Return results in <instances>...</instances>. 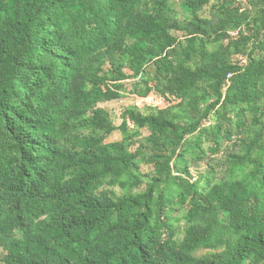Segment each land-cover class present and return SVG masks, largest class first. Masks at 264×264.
Wrapping results in <instances>:
<instances>
[{
    "label": "trees",
    "instance_id": "1",
    "mask_svg": "<svg viewBox=\"0 0 264 264\" xmlns=\"http://www.w3.org/2000/svg\"><path fill=\"white\" fill-rule=\"evenodd\" d=\"M0 264H264V0H0Z\"/></svg>",
    "mask_w": 264,
    "mask_h": 264
},
{
    "label": "rangeland",
    "instance_id": "2",
    "mask_svg": "<svg viewBox=\"0 0 264 264\" xmlns=\"http://www.w3.org/2000/svg\"><path fill=\"white\" fill-rule=\"evenodd\" d=\"M239 1L244 2L246 0H239ZM205 12L207 13L208 9H206ZM134 81L135 80H130L129 84L126 83L127 91H129L131 89V85H132V83H134ZM164 104L165 103L158 96H156V94H154V90H151V92L149 93V95L146 98L136 97L133 94L127 93L123 98H121L119 100L101 103L98 105V107L105 109L109 113L110 119L112 120L113 124L117 127L122 122L121 114L125 110V108L136 107L141 112H143L148 107H162L163 108ZM214 119H216V117L213 116V120H211L212 124H215L217 122ZM217 119H220V118L217 117ZM225 125H227L226 122H225ZM134 131H136V129ZM141 134H142V136L148 135V133L145 130L141 131ZM120 139H121L120 133L115 132L112 136H110L107 139V142L119 141ZM207 146H208V144H205L204 148H207ZM227 146H228L227 152L228 151L230 152L231 150L234 151L235 144H228ZM222 157L223 156H221V155H218V156L214 155L208 161L206 159L205 161L201 162L200 164L196 165L195 167H191V173L193 174V177H195L199 172L204 173L205 171H207L209 169L208 168V163H209L212 167H216L215 165L218 164V167H216L217 178H220L223 174V172H221V171L223 170L222 163L224 162V158H222ZM150 170H151V168L149 166H143V165L141 166V172L142 173H148ZM175 215L179 216L177 213H175ZM182 223L183 222L181 220L180 225H182ZM181 236L182 235H180V237Z\"/></svg>",
    "mask_w": 264,
    "mask_h": 264
},
{
    "label": "built area",
    "instance_id": "3",
    "mask_svg": "<svg viewBox=\"0 0 264 264\" xmlns=\"http://www.w3.org/2000/svg\"><path fill=\"white\" fill-rule=\"evenodd\" d=\"M230 76V75H229Z\"/></svg>",
    "mask_w": 264,
    "mask_h": 264
}]
</instances>
